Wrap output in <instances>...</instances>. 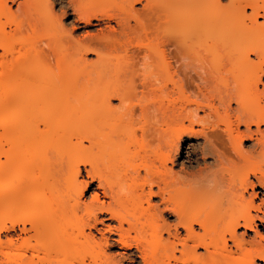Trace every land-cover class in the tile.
Returning a JSON list of instances; mask_svg holds the SVG:
<instances>
[{
	"label": "bare ground",
	"instance_id": "obj_1",
	"mask_svg": "<svg viewBox=\"0 0 264 264\" xmlns=\"http://www.w3.org/2000/svg\"><path fill=\"white\" fill-rule=\"evenodd\" d=\"M260 229L264 0H0V264H264Z\"/></svg>",
	"mask_w": 264,
	"mask_h": 264
},
{
	"label": "rangeland",
	"instance_id": "obj_2",
	"mask_svg": "<svg viewBox=\"0 0 264 264\" xmlns=\"http://www.w3.org/2000/svg\"><path fill=\"white\" fill-rule=\"evenodd\" d=\"M222 2L225 3L226 0H222ZM9 4L12 5L13 9L15 8L14 4H11V3H9ZM136 7H139V6H136ZM55 11H56V13H59L58 10H57V8H56ZM71 19H72V17H69L66 21H65V20L63 21L64 25H65L67 28H70V25H69V24L67 25V23H69V22L71 21ZM80 26H83V25H80ZM94 29H95V28H93V27H88V28H83V27H81L80 30H77L74 34H75V35H81V33H83L84 30H88V31L91 32V33H95L96 31H95ZM94 57H95L94 55H89V56H88V59H89V60H93V59H95ZM183 147H184V148H182V156H181L180 161L184 160V157H185V151H186V148H185V147H187V145H184ZM89 192H90V191H89ZM89 192L86 193V196L89 195ZM240 231L242 232V230H240ZM260 232L264 235L263 230L260 229ZM247 235L250 236V237H252V233H248ZM263 241H264V240H263ZM110 252H113V253H120V252H122V250H121V249H117V248L114 247V248H112V250H110ZM256 264H263V263L257 261Z\"/></svg>",
	"mask_w": 264,
	"mask_h": 264
}]
</instances>
